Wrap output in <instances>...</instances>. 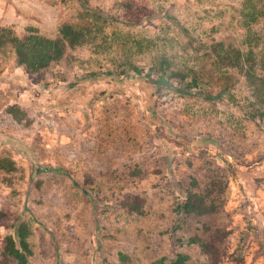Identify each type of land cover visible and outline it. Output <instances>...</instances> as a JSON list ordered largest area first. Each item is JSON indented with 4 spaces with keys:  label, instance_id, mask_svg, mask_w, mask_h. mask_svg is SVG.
<instances>
[{
    "label": "rangeland",
    "instance_id": "obj_1",
    "mask_svg": "<svg viewBox=\"0 0 264 264\" xmlns=\"http://www.w3.org/2000/svg\"><path fill=\"white\" fill-rule=\"evenodd\" d=\"M51 1L62 60L0 47V264L23 227L28 264H264V0ZM212 180L219 209L186 215Z\"/></svg>",
    "mask_w": 264,
    "mask_h": 264
},
{
    "label": "trees",
    "instance_id": "obj_2",
    "mask_svg": "<svg viewBox=\"0 0 264 264\" xmlns=\"http://www.w3.org/2000/svg\"><path fill=\"white\" fill-rule=\"evenodd\" d=\"M27 34L25 38H21L12 29H0V47L10 45L14 49L20 67H24L35 74L49 68L52 63L63 59L66 48V42L63 38L51 39L45 37L35 28H29ZM7 113L17 121H20L23 117L21 110L16 107L8 108ZM195 189H197V186L187 192L186 202L181 206L186 215L205 217L219 209V203L224 194V184L222 182L212 180L205 189L197 192H195ZM143 205L144 200L136 197L135 203L130 206V209L132 212L143 215L145 213ZM4 218L5 214L0 211V228ZM203 232L205 237L197 235L190 239V243L199 245L206 255L217 258L219 256L218 243L223 238L222 231L208 224H203ZM28 237V229L23 227L19 232V246L11 237L5 238V252L13 258L14 264H28V256L32 254ZM125 261V257L122 256L121 262L107 264H126ZM188 262V255L179 254L170 264H188Z\"/></svg>",
    "mask_w": 264,
    "mask_h": 264
},
{
    "label": "crops",
    "instance_id": "obj_3",
    "mask_svg": "<svg viewBox=\"0 0 264 264\" xmlns=\"http://www.w3.org/2000/svg\"><path fill=\"white\" fill-rule=\"evenodd\" d=\"M62 21L61 3L51 0H0V29H12L19 37L29 28L45 37H57Z\"/></svg>",
    "mask_w": 264,
    "mask_h": 264
}]
</instances>
